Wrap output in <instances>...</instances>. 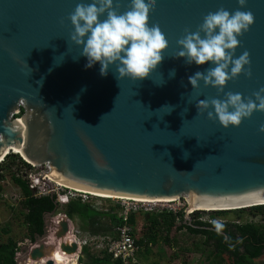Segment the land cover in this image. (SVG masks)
<instances>
[{"label": "water", "instance_id": "95a60500", "mask_svg": "<svg viewBox=\"0 0 264 264\" xmlns=\"http://www.w3.org/2000/svg\"><path fill=\"white\" fill-rule=\"evenodd\" d=\"M81 2L88 0H0V163L12 154L47 165V178L94 196L184 198L188 207L209 211L262 206L253 204L264 203V112L225 129L197 115L195 105L225 92L251 98L264 87V0H247L241 9L254 20L235 56L248 52L251 75L227 81L220 93L188 84L210 62L173 57L185 30L196 31L218 8L236 10L237 0H156L148 23L159 26L168 46L156 70L139 81H117L114 68L102 77L98 64L84 67L80 48L68 41V16ZM117 3L123 12L129 0ZM56 215L45 216L44 234L24 249L23 264H53L46 240ZM68 220L60 221L54 247L70 255L77 247L62 242Z\"/></svg>", "mask_w": 264, "mask_h": 264}, {"label": "clouds", "instance_id": "9594fccd", "mask_svg": "<svg viewBox=\"0 0 264 264\" xmlns=\"http://www.w3.org/2000/svg\"><path fill=\"white\" fill-rule=\"evenodd\" d=\"M246 3L247 0H237L238 8L232 12L224 8L209 12L196 31L185 30L184 35L177 39L178 51L173 58H183L189 65L210 62L205 71H197L188 77L192 90L202 82L204 87H212L220 93L227 81L241 73L246 77L251 75L247 70L248 52L235 56L240 44L238 38L249 30L254 20L250 11L241 10ZM155 5L156 0H129L125 10L120 12L119 3L114 6L113 0L77 3L68 16L72 27L68 41L80 48V56L86 59L84 67L92 68L98 64L102 77L114 68L113 75L117 81L124 78L143 80L155 71L168 46L159 26H149L148 23ZM174 75L175 70H170L169 77ZM195 106L197 115L206 113L209 120L215 118L225 129L237 127L254 111L264 112V87L254 92L251 98H242L238 92H225L222 99H199ZM165 107L172 111L173 106L162 108ZM259 132L264 133V124ZM212 223L216 229L222 227L216 220Z\"/></svg>", "mask_w": 264, "mask_h": 264}, {"label": "trees", "instance_id": "16d2710c", "mask_svg": "<svg viewBox=\"0 0 264 264\" xmlns=\"http://www.w3.org/2000/svg\"><path fill=\"white\" fill-rule=\"evenodd\" d=\"M21 114L22 110L15 118H18ZM17 165L27 166L18 155L9 154L0 163V180L5 179L6 174L12 172L13 168ZM11 178L22 194L19 218H21V225L26 229V239L30 243L35 242V240L43 236L44 218L53 211L58 212L60 210L59 212L66 215L70 220L78 219L88 223L92 226L90 227L91 231L103 232L104 235L109 231H102L107 228L103 225V217L108 218V223L111 226L122 224V221L117 218L116 213L111 212L113 209L110 212L97 211L92 205L83 204L80 201H71L59 206L55 203L54 197H35L33 191L28 186V182L21 177H14L12 175ZM230 213L233 214L234 219L227 222L225 218ZM245 213L251 215V217L263 216L264 205L229 211H195L190 225L180 224L176 226L177 219L171 213L158 215L131 214L127 218V224L130 226L132 237L139 248L149 244L154 246L159 238H162L164 245H171L170 238L175 235L176 231L179 232L185 229L192 236L202 237L205 247L209 244L213 245V251H209L207 254L209 264H247L263 255L264 220L259 222L239 221ZM179 216L182 218V215ZM198 219L203 220L200 221ZM213 220L218 221L222 227L216 229L212 223ZM8 231L6 227L1 230L4 234ZM163 232L164 235L161 237V233ZM109 235L114 236L113 234ZM15 253L16 243L12 238L0 243V264H16ZM85 255L89 257L88 261L84 260ZM80 263L121 264L118 261H111L108 256L101 258L91 256L85 249L83 250V257H81ZM181 264L187 263L183 261Z\"/></svg>", "mask_w": 264, "mask_h": 264}, {"label": "built area", "instance_id": "2783aa9c", "mask_svg": "<svg viewBox=\"0 0 264 264\" xmlns=\"http://www.w3.org/2000/svg\"><path fill=\"white\" fill-rule=\"evenodd\" d=\"M26 165L27 166L17 165L15 170H12L13 175L14 177H21L23 180H26L35 197H54L55 202L59 205H65L71 201H80V203L90 204L92 207H95L94 209L104 212H110L111 208L99 209L97 208L99 203L96 202L100 200H109L115 202V208H121V212L117 215V218L122 221V224L114 226L113 237L110 235H89L88 233H83L80 230L75 229L72 226V222L68 220V231L62 242L68 246H71L72 244L76 245V254L74 256L77 264H81L80 257H83L84 249L87 250L90 255L97 258L108 256L111 261H118L121 264H137L136 255L140 248L136 245L131 234V228L127 224L128 215L138 213L149 215L171 213L176 217V221L181 220L185 225H190L192 222V215L197 211H191L184 198L161 201L101 198L88 192L66 187L47 178V165L37 166L43 168L40 172H35L33 170L37 167L29 164ZM40 176H43V181L45 182L39 180ZM179 215H182V218H180ZM64 217L66 216L57 214L51 219L52 222L49 233L52 234V236L56 233L59 223ZM202 220L203 219L200 221Z\"/></svg>", "mask_w": 264, "mask_h": 264}, {"label": "rangeland", "instance_id": "374dc122", "mask_svg": "<svg viewBox=\"0 0 264 264\" xmlns=\"http://www.w3.org/2000/svg\"><path fill=\"white\" fill-rule=\"evenodd\" d=\"M21 159V158H20ZM22 160V159H21ZM23 161V160H22ZM24 162V161H23ZM25 163V162H24ZM37 167V166H34ZM43 168L37 167L34 168L33 170L35 172H40ZM15 170V167L13 168ZM12 175L13 171L9 172L6 174L5 179L2 181L0 180V243L5 242L7 239L12 238L13 241L16 243V253H15V261L18 264H23V259L22 255L24 252V249L26 247H29L31 244L29 240L26 239V229L24 226L21 225V218H19V211H20V206H21V201H22V194L20 189L12 182ZM96 203H99V206L97 208L99 209H115L114 205L115 202L109 201V200H100L97 201ZM96 206V205H95ZM102 207V208H100ZM114 207V208H113ZM95 208V207H94ZM60 211V210H59ZM58 211V212H59ZM202 211V210H199ZM205 217V215H203ZM103 225L106 226L107 228L102 230V231H109V223H108V218L103 217ZM234 219V216L232 213L228 214L225 218V221H232ZM220 220V219H219ZM264 220V215L263 216H255L251 217V215H248L245 213L242 218L239 221L242 222H249V221H254V222H259ZM80 220H72V226L75 229L80 230L83 233H88L89 235H102L103 232H93L86 226H81V221ZM188 222V221H184ZM184 224L183 221H176V226ZM8 228V232L6 234L2 233L1 230L3 228ZM50 228L48 229V240H46L47 244L51 243V251L47 255L49 257L51 252L55 250L54 244H55V239L54 235L49 233ZM100 231V230H98ZM107 233V232H106ZM105 233V234H106ZM164 232L161 233V237H163ZM171 240V245H164L162 238L158 239V242L156 243L158 248H155L154 246L148 247L146 249L145 247H142L141 252L137 253L136 255V261L137 264H139L138 261V255L143 254L145 250H151V253H149V256H152L153 258H149L146 260V263L144 264H164V261L166 264L172 263V261L175 260V256H179L178 258V263H182L183 261H186L187 264H209L208 259H207V254L209 251H213V245L209 244L207 247L204 246L203 244V238L200 236H192L191 234H188V232L183 229L181 231H176L175 235L170 238ZM171 246V247H170ZM154 247V248H153ZM174 247V249H172ZM166 248L169 250V254H167V258H165L164 261L158 257L157 253H161L163 255V251L160 249ZM157 249V250H154ZM182 249V250H181ZM140 251V250H139ZM159 251V252H158ZM154 252L156 253L154 256ZM89 257L85 255L84 260L88 261ZM171 259H173L171 261ZM69 264H76L75 262H69ZM228 264V263H224ZM247 264H264V252L262 257L255 259L251 261L250 263Z\"/></svg>", "mask_w": 264, "mask_h": 264}, {"label": "bare ground", "instance_id": "6f19581e", "mask_svg": "<svg viewBox=\"0 0 264 264\" xmlns=\"http://www.w3.org/2000/svg\"><path fill=\"white\" fill-rule=\"evenodd\" d=\"M15 153H19V150H13ZM47 182V181H46ZM99 197L101 196V197H105V198H111V199H116L115 197H113V196H110V197H106L105 195H102V194H100V195H98ZM161 201V200H160ZM264 203H259V204H253V205H263ZM236 207H238V206H236ZM235 207H230V208H224V209H234ZM189 209L191 210V211H194V210H205V211H209V210H214V209H195V208H193V207H189ZM111 212H113V213H116V215H118L120 212H121V208H119V207H117V208H115V209H113ZM129 216V215H128ZM128 216H127V218H128ZM58 243V242H57ZM76 254V252L75 253H73V254H70V255H68V254H65V253H62L61 251H59V249H57V248H55V250H53L52 252H51V254H50V256L51 257H49V258H51L52 259V261H53V264H69V262L71 263V262H75L76 263V259H75V255ZM73 255V256H72ZM44 262L43 263H45V260H43ZM26 263H28V264H33L31 261H27Z\"/></svg>", "mask_w": 264, "mask_h": 264}, {"label": "crops", "instance_id": "0c3cea01", "mask_svg": "<svg viewBox=\"0 0 264 264\" xmlns=\"http://www.w3.org/2000/svg\"><path fill=\"white\" fill-rule=\"evenodd\" d=\"M59 206H61V205H59ZM57 214H61V215H64V214H62V213H60V212H57ZM110 214H112V213H110ZM66 216V215H65ZM78 220V219H77ZM76 221V220H75ZM80 222V221H79ZM102 222H103V220H102ZM104 223V222H103ZM81 226H86V227H92V226H90V224H88V223H85V222H82L81 221ZM129 226V225H128ZM93 227H95V226H93ZM109 228H110V230H109V232H107L106 234H113V228H114V225H110L109 224ZM90 229V228H89ZM91 230V229H90ZM105 234V235H106ZM102 235H104V234H102ZM142 247H145L146 249H148V247H152V245H146V246H142ZM142 247L140 248V251H139V253L141 252V249H142ZM154 247L155 248H158V246H157V244H155L154 245ZM153 247V248H154ZM171 247V246H170ZM172 249H174V247L172 248ZM154 250H157V249H154ZM160 250H162L163 251V255L159 252V253H157L158 254V257H160V259L162 260V261H164L165 260V258H167V254H169V250H167L166 248H164V249H160ZM182 250V249H181ZM149 253H151V250H149V252H148V250H145L144 251V253L143 254H139L138 255V261H139V264H144V263H146V260H148L149 258H153L152 256H149ZM155 252H154V256H155ZM73 256V255H72ZM92 256V255H91ZM156 257V256H155ZM97 258V257H96ZM175 258V260L174 261H172L173 259H171V261H172V263H170V264H179L178 263V258H180L179 256H175L174 257ZM80 259H81V257H80ZM76 264H77V261H76ZM164 264H166L165 263V261H164ZM181 264V263H180Z\"/></svg>", "mask_w": 264, "mask_h": 264}, {"label": "flooded vegetation", "instance_id": "af4514ba", "mask_svg": "<svg viewBox=\"0 0 264 264\" xmlns=\"http://www.w3.org/2000/svg\"><path fill=\"white\" fill-rule=\"evenodd\" d=\"M30 244H32V243H30Z\"/></svg>", "mask_w": 264, "mask_h": 264}]
</instances>
